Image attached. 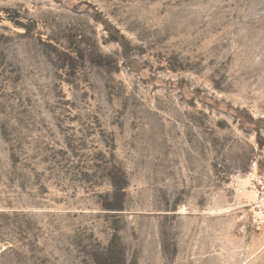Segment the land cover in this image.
Here are the masks:
<instances>
[{"label":"rangeland","instance_id":"374dc122","mask_svg":"<svg viewBox=\"0 0 264 264\" xmlns=\"http://www.w3.org/2000/svg\"><path fill=\"white\" fill-rule=\"evenodd\" d=\"M0 264H264V0H0Z\"/></svg>","mask_w":264,"mask_h":264},{"label":"built area","instance_id":"2783aa9c","mask_svg":"<svg viewBox=\"0 0 264 264\" xmlns=\"http://www.w3.org/2000/svg\"><path fill=\"white\" fill-rule=\"evenodd\" d=\"M257 168V164L256 163H253L252 164V169H256Z\"/></svg>","mask_w":264,"mask_h":264}]
</instances>
